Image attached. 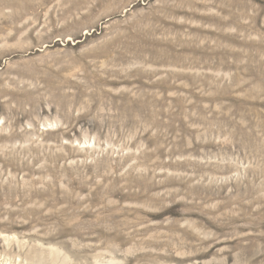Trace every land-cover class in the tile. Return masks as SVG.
Segmentation results:
<instances>
[{"label":"rangeland","instance_id":"374dc122","mask_svg":"<svg viewBox=\"0 0 264 264\" xmlns=\"http://www.w3.org/2000/svg\"><path fill=\"white\" fill-rule=\"evenodd\" d=\"M0 264H264V0H0Z\"/></svg>","mask_w":264,"mask_h":264}]
</instances>
